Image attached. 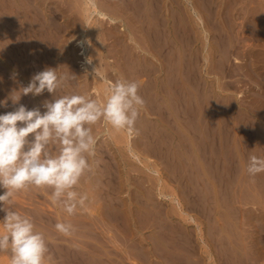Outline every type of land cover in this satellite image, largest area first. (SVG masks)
Returning <instances> with one entry per match:
<instances>
[{
    "label": "rangeland",
    "instance_id": "obj_1",
    "mask_svg": "<svg viewBox=\"0 0 264 264\" xmlns=\"http://www.w3.org/2000/svg\"><path fill=\"white\" fill-rule=\"evenodd\" d=\"M52 1L53 4L50 6H55V1L58 4L60 2L59 5L63 8L64 13L57 12L60 14L57 15L58 18L54 23V28L57 31H53L59 32L55 34L56 37H52L51 46L54 49L49 46L51 48L48 53H50L47 54L48 56L46 55V58L41 59L43 61L41 64L45 66L42 65L44 68L54 67L59 72L65 69L63 73L76 74L77 78L71 81L72 84L70 81L68 82L69 87L66 85L61 88L62 95H69L71 90V94L90 96L103 103L106 94L101 93L103 92L102 86H100L103 81L102 76L110 82L124 78L139 84L138 94L145 103L137 120V131L132 133L131 139L128 141L129 147H127L126 139L124 137L122 139L121 133L112 129L104 121L101 120L95 125H91L93 135L97 140L95 155L89 157L93 172L86 173L87 175L81 178L80 183L74 189L78 193L80 192L79 194H86L88 197L84 208H77L76 215H69L62 205L53 203L52 189L48 187L29 186L21 193L16 194L14 210L19 211L22 215H28V217L33 215L30 218L37 221L36 230L43 233L45 237L49 249L45 264H98L99 262H101L99 264H176V262L177 264L181 262V264H264V172L255 177H251L247 173L248 161L252 155L264 157V0H156V2L154 0H150V2L149 0L147 2L146 0L144 2L143 0H141L142 2H139L140 0H123L119 4L121 7L123 3L131 2L130 4L126 3V8L123 6L125 10L123 7L122 10L120 7L112 8L116 12L111 8L109 11L107 10L108 13L117 14L118 17L125 12L120 20H117V26H115L117 29L106 27L107 25L100 26L97 22L90 23L92 27L102 32L101 36L108 38L96 39L91 35L88 41L90 45H88L86 54L93 53V55L91 54L93 57L101 49L100 61L98 64L96 63L95 67L102 72L97 71L99 73L96 78H93L91 74L92 69H82L81 56L79 55L81 51L80 47L76 45L85 32L82 12L79 10L81 0ZM98 1L100 5L103 4V0ZM143 3H146L145 6ZM43 4L40 5L42 12L43 6H45ZM71 11L72 13L77 11L73 17L74 20L67 21L66 15H69ZM145 11L152 12V14L146 15ZM127 13L131 14L130 16H133L132 13L135 15L129 17ZM140 18L143 19L139 20ZM146 18H148V23ZM125 20L129 22L126 23ZM139 21L143 23L139 24L140 29ZM150 21H155V23ZM121 27H125V33L119 31ZM159 28L160 30H157ZM153 30L156 34L160 31L161 35L160 33L155 35ZM108 31L109 33H107ZM112 32L113 38L112 35H109ZM119 33L123 38L122 42L114 40ZM1 39L0 37V54H2L0 57V68H2L0 70V100H5L12 91H14V95H19L15 91L27 86L31 76L26 69L23 70L24 58H20L19 54L14 55L7 52L2 44L3 39ZM150 40L154 42V45ZM157 41H160L158 47H156ZM151 45L156 47L157 53L158 49L165 52L159 50V53L162 52L157 55ZM98 48L99 50H97ZM130 48L132 51L129 50ZM170 52L173 54L171 55ZM120 56L125 58L121 59ZM153 57L155 58L153 59ZM94 58L97 60L96 57H93L92 63H94ZM131 59H134L135 62L133 63ZM145 60H147L146 63ZM49 61H51V65ZM124 62L129 66L127 65V67ZM131 64H133L132 67ZM3 69L4 71H2ZM137 70H139L138 73ZM181 77L184 78L181 79ZM4 78L5 80H3ZM99 78L101 81H98ZM75 84L76 86H73ZM16 85L18 86L16 87ZM156 85L158 86L156 87ZM170 87L174 88L173 91ZM94 88L99 90L95 92ZM75 90L78 92H74ZM46 93L48 92L45 91L39 97L31 94L22 96L19 104L26 106L29 110L35 107L42 108L39 104L43 105L45 102L43 98L46 95L49 99L53 98L52 94ZM56 96L59 97L57 94ZM10 101L8 99V107H0V114L14 110V106L17 107ZM40 110L43 113L45 109ZM127 148L131 149L138 158H134ZM3 191L4 189H0V194H3ZM89 192L93 193L89 194ZM34 205L38 208H35ZM29 206L30 208H28ZM96 206L99 211L96 210ZM43 207L49 208L47 209L49 212ZM59 207L62 208L59 209ZM42 208L45 210L39 211ZM91 212L93 213L91 214ZM4 216L5 213L0 211V233L3 232L2 220ZM83 217L89 223L82 219ZM59 221L74 225V232L70 235L59 233L55 229V224ZM81 225L83 230L79 227ZM86 225L92 226L91 229L86 228ZM87 230L88 233H86ZM78 231L80 235L77 234ZM250 234H255V237ZM88 242L89 245H87ZM192 248H195L196 252L191 251ZM92 249L97 251L93 252ZM100 251L102 252L100 253ZM140 253L141 255H139ZM252 253H258L262 258L254 262L251 258L253 257ZM124 255L128 256V259ZM188 255L192 257L188 258ZM247 255L250 257L248 258ZM122 256L124 257L122 258ZM243 257L246 259L243 260ZM249 261L251 262L249 263ZM0 264H11L10 254L0 253Z\"/></svg>",
    "mask_w": 264,
    "mask_h": 264
},
{
    "label": "clouds",
    "instance_id": "obj_2",
    "mask_svg": "<svg viewBox=\"0 0 264 264\" xmlns=\"http://www.w3.org/2000/svg\"><path fill=\"white\" fill-rule=\"evenodd\" d=\"M91 64V60H88ZM89 75V73L85 72ZM93 78L98 76L97 67ZM77 77L48 67L34 74L27 86L14 91L0 107H8V99L18 105L22 96L53 95L31 110L19 104L13 111L0 114V211L5 213L0 233V253L10 254L11 264H45L48 246L43 233L36 230L30 217L14 210V197L29 186L52 189V201L69 214L83 207L88 197L75 187L92 171L89 157L95 155L97 143L91 125L104 121L114 130L136 132V122L144 106L138 94L139 84L127 79L112 82L103 103L90 96L71 94L57 97L59 89ZM264 172V157L252 155L247 165L251 177ZM7 206V207H6ZM55 229L70 235V223L58 222Z\"/></svg>",
    "mask_w": 264,
    "mask_h": 264
},
{
    "label": "bare ground",
    "instance_id": "obj_3",
    "mask_svg": "<svg viewBox=\"0 0 264 264\" xmlns=\"http://www.w3.org/2000/svg\"><path fill=\"white\" fill-rule=\"evenodd\" d=\"M59 1V0H58ZM76 1V0H75ZM102 1V0H101ZM145 0H143V2H144ZM153 1V0H152ZM155 2H156V0H154ZM243 1V0H242ZM123 2V0H103V4L102 5H100V3H99V1L98 0H81V3H80V5H79V10H81V12H82V17H83V26H84V29H85V32H83V34H82V37L77 41V44L76 45H78L79 47H80V56H81V66H82V69L83 70H93L94 68H96L95 67V65H96V63L98 64V62L100 61V52H101V49L99 50V48L97 49V50H99V51H97V53H96V51H95V53H96V56L94 55L93 57H96V59L97 60H95V58H94V63H92L93 62V57H92V55H93V53H90L89 51V53H87L86 54V52H87V50H88V45H90V44H88V41H89V39H90V37H91V35H93L96 39H100L101 37L102 38H104V39H108V38H105V37H103V36H101V34H102V32H99L100 30L98 29V30H96L94 27H92L91 25H90V23L91 22H97V23H99V25L101 26V25H107L106 27H110V28H115V29H117V27H115V26H117V20H120V17L122 16V15H124V13L123 14H121V16L119 15V17H118V15L116 14V15H114L113 14V12L112 13H108L107 12V10L109 11V9L111 8H116V7H120V9L122 10V7L124 6H126V3H128L129 1H125L126 3L123 5L122 4V7L119 5V4H121ZM139 2H142L141 0L139 1ZM146 2H147V0H146ZM149 2H150V0H149ZM212 2V1H211ZM41 3H44L45 4V6H43V12H42V10H41V8H40V5H41ZM73 4H74V2H72ZM102 3V2H101ZM131 3V2H130ZM130 3H128V4H130ZM135 3H136V1H135ZM43 4V5H44ZM50 4H53V1L52 0H0V37L3 39V42H2V44H3V47H4V49L7 51V52H10V53H13L14 55H20V58H24V61H23V64H24V66H23V64H22V66H23V70L25 71V69H26V71H28L29 72V74H30V76L32 77L34 74H36V73H38V72H40V71H43V70H45L46 68H44L45 66L43 65V64H41V62H43L41 59H44V58H46V55L48 54L49 55V53H48V51L50 50V48L51 49H54L53 48V46H51L52 45V37H56L55 36V34L56 33H58V32H54L53 30H55V31H57V29L56 28H54L55 27V25H54V23H55V20L58 18V14H57V12L59 11V12H61V13H64V11H63V8L59 5L60 4V2H59V4H58V2L57 1H55L54 2V5L55 6H50ZM72 4V5H73ZM140 4V3H139ZM144 4V6H145V4L146 3H143ZM207 4V3H206ZM209 4V3H208ZM244 4V3H243ZM246 4V3H245ZM131 5H133V4H131ZM138 5V4H137ZM142 5V4H141ZM140 5V6H141ZM148 5H149V3H148ZM152 5V4H151ZM154 5V4H153ZM156 5V4H155ZM76 6V5H75ZM140 6H138V7H140ZM143 6V7H144ZM123 7V8H124ZM129 7V6H128ZM143 7H141V8H143ZM151 7V6H150ZM208 7V6H207ZM126 8V7H125ZM125 8H124V10H125ZM130 8V7H129ZM132 8V7H131ZM153 8V7H152ZM230 8V7H229ZM71 9V8H70ZM112 9V10H113ZM119 9V10H120ZM133 9V8H132ZM136 9V8H135ZM145 9V8H144ZM151 9V8H150ZM160 9V8H159ZM74 10V9H73ZM111 10V11H112ZM129 10V9H128ZM146 10H149V9H146ZM152 10H154V9H152ZM156 10V9H155ZM162 10V9H161ZM209 10V9H208ZM114 11V10H113ZM127 11V10H126ZM138 11H140V10H138ZM77 12V11H76ZM75 12V13H76ZM114 12H116V11H114ZM120 12V11H119ZM128 12V11H127ZM135 12V11H134ZM147 12H149V11H147ZM146 11H145V13H147ZM245 12V11H244ZM75 13H72V11L70 12V14L69 15H66V17L68 18L67 19V21H69L70 19H73V17H74V14ZM130 13H131V11H130ZM136 13V12H135ZM252 13V12H251ZM120 14V13H119ZM128 14V13H127ZM139 14V13H138ZM138 14H136L137 16H138ZM148 14H152V12L151 13H147L146 15H148ZM160 14V13H159ZM163 14V13H162ZM225 14V13H224ZM60 15V14H59ZM131 14H128L127 16H129V17H134V15L135 14H133L132 13V15L133 16H130ZM140 15V14H139ZM155 15V14H154ZM137 16H135V17H137ZM125 17H126V15H125ZM140 17H142L141 15H140ZM145 17H147V16H145ZM150 17V16H149ZM123 18H124V16H123ZM156 18V17H155ZM122 19V18H121ZM135 19V18H134ZM143 19V18H142ZM141 18L139 19V20H142ZM147 19V23H148V18H146ZM157 19V18H156ZM224 19H226V18H224ZM74 20V19H73ZM136 20V19H135ZM150 20H153L152 18H150ZM158 20H160V19H158ZM123 21V20H122ZM126 21V20H125ZM124 21V22H125ZM131 21H133L132 19H131ZM137 21V20H136ZM144 21V20H143ZM157 21V20H156ZM250 21V20H249ZM129 22V21H128ZM127 21H126V23H128ZM140 22V21H139ZM150 22H152V21H150ZM154 23H155V21H153ZM152 22V23H153ZM160 22H162V21H160ZM223 22V21H222ZM125 23V24H126ZM137 23V22H136ZM69 24V23H68ZM72 24V23H71ZM123 24V23H122ZM139 24H143L142 22H140V23H138V26H139ZM162 24V23H161ZM160 24V25H161ZM164 24V23H163ZM176 24V23H175ZM99 25H98V27H99ZM124 25V24H123ZM127 25V24H126ZM149 25V24H148ZM155 25H157V24H155ZM218 25V24H217ZM94 26V25H93ZM96 27H97V24L95 25ZM125 26V25H124ZM127 26H129V24L127 25ZM135 26V25H134ZM228 26V25H227ZM141 27L143 28V26L141 25ZM162 27H163V25H162ZM104 28H105V26H104ZM130 28H132V27H130ZM129 28V29H130ZM136 28V27H135ZM141 28V29H142ZM150 28V27H149ZM155 28H157L156 26H155ZM163 28H165V27H163ZM60 29V28H59ZM101 29V28H100ZM107 29V28H106ZM133 29V28H132ZM139 29H140V26H139ZM145 29V28H144ZM151 29V28H150ZM149 29V30H150ZM153 29V28H152ZM181 29V28H180ZM102 30V29H101ZM103 30H105V29H103ZM112 30V29H111ZM127 30V29H126ZM134 30V29H133ZM143 30V29H142ZM157 30H160V28L159 29H157ZM110 31V30H109ZM109 31L107 32V33H109ZM120 32H122V33H125V27H121L120 28V30H119ZM129 31V30H128ZM128 31H126V32H128ZM136 31V30H135ZM144 31V30H143ZM147 31H148V28H147ZM162 31V30H161ZM171 31V30H170ZM177 31V30H176ZM180 31V30H179ZM182 31V30H181ZM104 32V31H103ZM111 32V31H110ZM150 32V31H149ZM153 32H154V30H153ZM105 33V32H104ZM116 33H117V31H116ZM131 33V32H130ZM129 33V34H130ZM151 33V32H150ZM158 33H160V31L159 32H157V34ZM183 33V32H182ZM154 34L155 35H157L155 32H154ZM164 34V33H163ZM179 34V33H178ZM222 34V33H221ZM103 35V34H102ZM106 35V37H107V34H105ZM109 35H112V38L114 37L113 35V32H112V34H109ZM131 35H133V34H131ZM151 35H153V34H151ZM159 35V34H158ZM160 35H161V33H160ZM167 35V34H166ZM171 35V34H170ZM125 36V35H124ZM134 36V35H133ZM169 36V35H168ZM151 37V36H150ZM153 37H154V35H153ZM162 37H164V35H162ZM161 37V38H162ZM185 37V36H184ZM125 38V37H124ZM126 38H127V36H126ZM132 38V37H131ZM134 38V37H133ZM132 38V39H133ZM137 38V37H136ZM156 38V37H155ZM180 38V37H179ZM1 39V40H2ZM57 39V38H56ZM103 39V40H104ZM147 40H148V38H146ZM145 39V40H146ZM154 39V38H153ZM157 39H158V36H157ZM163 39V38H162ZM102 40V39H101ZM102 40V41H103ZM115 41H123V38L121 37V34L119 33V34H117L116 35V37H115V39H114ZM129 40V39H128ZM127 40V41H128ZM146 40V41H147ZM156 40V39H155ZM167 40H168V37H167ZM130 41V40H129ZM149 41V40H148ZM151 41V43H153V45H154V42H152V40H150ZM194 41V40H193ZM61 42V41H60ZM125 42V41H124ZM158 42V41H157ZM160 42V41H159ZM158 42V45L156 46V47H158V46H160L159 43ZM162 42V41H161ZM164 42V41H163ZM232 42V41H231ZM113 43H115V42H113ZM117 43V42H116ZM128 43V42H127ZM148 43V42H147ZM150 43V44H151ZM187 43V42H186ZM1 44V43H0ZM109 44V43H108ZM126 44V43H125ZM133 44H134V42H133ZM163 44V43H162ZM185 44V43H184ZM55 45V44H54ZM103 45V44H102ZM118 45H121V44H118ZM148 45H149V43H148ZM147 45V46H148ZM153 45H151V46H153ZM165 45V44H164ZM49 46H51V47H49ZM124 46V45H123ZM174 46V45H173ZM3 47H2V49H3ZM130 47V46H129ZM128 47V48H129ZM138 47H140V46H138ZM150 47V46H149ZM149 47H148V49H149ZM156 47L154 48V46H153V49H155L156 50V53H157V49H156ZM162 47H164V46H162ZM183 47V46H182ZM143 48H145V47H143ZM160 48V47H159ZM169 48H171V47H169ZM186 48V47H185ZM222 48V47H221ZM89 49H91V48H89ZM132 48H130L129 50H131ZM146 49V48H145ZM166 49V48H165ZM164 49V50H165ZM4 50V51H5ZM93 50V49H92ZM121 50V49H120ZM137 50H140V49H137ZM136 50V51H137ZM142 50H144V49H142ZM147 50V49H146ZM159 50H162V49H158V53H157V55L158 54H160L162 51H160V53H159ZM52 51V50H51ZM94 51V50H93ZM132 51V50H131ZM131 51H129V52H131ZM169 51V50H168ZM171 51V50H170ZM173 51V50H172ZM185 51H187V50H185ZM7 52H5V53H7ZM142 52V51H141ZM147 52H148V50H147ZM165 51H163V53H164ZM9 53V54H10ZM53 53H54V51H53ZM94 53V54H95ZM128 53V52H127ZM150 53V52H149ZM148 53V54H149ZM153 53V52H152ZM169 53V52H168ZM9 54H6V55H9ZM92 54V55H91ZM133 54V56L135 55L134 54V52L132 53ZM170 54H171V52H170ZM172 54H173V52H172ZM171 54V55H172ZM1 55L2 54H0V57H1ZM47 55V56H48ZM88 55V56H87ZM146 55V54H145ZM150 55H151V53H150ZM154 55V54H153ZM182 55V54H181ZM185 55V54H184ZM5 56V55H4ZM11 56H12V54H11ZM53 56V55H52ZM125 56V55H124ZM127 56V55H126ZM131 56V55H130ZM9 57V56H8ZM49 57H51V56H49ZM99 57V58H98ZM143 57V56H142ZM159 57H160V55H159ZM167 57V56H166ZM171 57V56H170ZM11 58V57H10ZM120 58H121V56H120ZM123 58V57H122ZM121 58V59H122ZM125 58V57H124ZM123 58V59H124ZM127 58H128V56H127ZM129 58H131V57H129ZM138 58V57H137ZM140 58V57H139ZM144 58V57H143ZM155 57H153V59H154ZM4 59V58H3ZM5 59H6V57H5ZM19 59V58H18ZM151 59V58H150ZM152 59V60H153ZM171 59V58H170ZM191 59V58H190ZM2 60V59H1ZM14 60V59H13ZM21 60V59H20ZM23 60V59H22ZM47 60V59H46ZM88 60H91V64H89L88 63ZM131 60H133V63L135 62L134 61V59H131ZM130 60V61H131ZM138 60V59H137ZM155 60H157V59H155ZM159 60V59H158ZM169 60V59H168ZM176 60V59H175ZM15 61V60H14ZM122 61V60H121ZM124 61V60H123ZM127 61V60H126ZM140 61V60H139ZM146 61L147 60H145V63H146ZM148 61H150V60H148ZM154 61V60H153ZM163 61H165V60H163ZM7 62V61H6ZM12 62V61H11ZM22 62V61H21ZM51 61H49V63H50ZM61 62V61H60ZM129 62V61H128ZM137 62V61H136ZM152 62V61H151ZM4 63V62H3ZM8 63V62H7ZM16 63V62H15ZM19 63V62H18ZM45 63V62H44ZM48 63V62H47ZM48 63V64H49ZM132 63V62H131ZM139 63V62H138ZM137 63V64H138ZM149 63V62H148ZM165 63H166V61H165ZM46 64V63H45ZM124 64H125V62H124ZM130 64V63H129ZM139 64H141V63H139ZM139 64H138V66H139ZM170 64V63H169ZM177 64V63H176ZM186 64H187V62H186ZM44 67H43V66ZM50 65H51V63H50ZM49 65V66H50ZM126 65V64H125ZM128 65V64H127ZM126 65V66H127ZM144 65V64H143ZM143 65H142V67H143ZM148 65V64H147ZM166 65V64H165ZM178 65V64H177ZM13 66V65H12ZM21 66V67H22ZM54 66V65H53ZM52 66V67H53ZM69 66V65H68ZM67 66V67H68ZM97 66V65H96ZM129 66V65H128ZM127 66V67H128ZM131 67L133 66V64H131L130 65ZM145 66V65H144ZM167 66V65H166ZM188 66V65H187ZM19 67V66H18ZM62 67H66V66H62ZM102 67V66H101ZM123 67V66H122ZM146 67V66H145ZM151 67V66H150ZM153 67V66H152ZM156 67V66H155ZM169 67V66H168ZM167 67V68H168ZM170 67H172V66H170ZM176 67V66H175ZM174 67V68H175ZM10 68V67H9ZM54 68V67H53ZM81 68V67H80ZM100 68V67H99ZM104 68V67H103ZM148 68H149V66H148ZM187 68V67H186ZM2 68H0V70H1ZM21 69V70H22ZM127 69V68H126ZM141 69V68H140ZM166 69V68H165ZM172 69V68H171ZM179 69V68H178ZM222 69V68H221ZM11 70V69H10ZM20 70V69H19ZM65 70V69H64ZM63 70V71H64ZM70 70V69H69ZM82 70V71H83ZM113 70V69H112ZM136 70V69H135ZM167 70V69H166ZM2 71H4V69L2 70ZM13 71V70H12ZM63 71L62 72H60V73H63ZM97 71H101V70H97ZM133 71V70H132ZM138 71L139 70H137V73H138ZM146 71V70H145ZM152 71V70H151ZM150 71V72H151ZM156 71V70H155ZM168 71H169V69H168ZM178 71V70H177ZM23 72V71H22ZM21 72V73H22ZM27 72V73H28ZM65 72V71H64ZM68 72V71H67ZM84 72V71H83ZM102 72V71H101ZM147 72V71H146ZM6 73V72H5ZM13 73H14V71H13ZM25 73V72H24ZM23 73V74H24ZM99 73V72H98ZM181 73V72H180ZM101 74V73H100ZM134 74V73H133ZM154 75H155V73H153ZM171 74H172V72H171ZM170 74V75H171ZM1 75V74H0ZM6 75H7V73H6ZM76 75V74H75ZM103 75V74H102ZM106 75V74H105ZM123 75H125V74H123ZM128 75V74H127ZM126 75V76H127ZM131 75V74H130ZM144 75V74H143ZM183 75V74H182ZM23 76V75H22ZM4 77V76H3ZM2 77V78H3ZM8 77V76H7ZM17 77V76H16ZM20 77V76H19ZM27 77V76H26ZM25 77V78H26ZM146 77V76H145ZM148 78L150 77V76H147ZM180 77V76H179ZM195 77V76H194ZM6 78V77H5ZM5 78L3 79V80H5ZM22 80H23V78L22 77H20ZM121 78V77H120ZM141 78H142V76H141ZM151 78V77H150ZM170 78H171V76H170ZM182 78H184V77H181V79ZM15 79V78H14ZM124 79V78H123ZM128 79H129V77H128ZM134 80H135V78H133ZM180 79V80H181ZM8 81H9V79H7ZM12 80V79H11ZM102 83L100 84V86H102V91L103 92H101V93H104V94H106V91H107V89H108V87H109V85L112 83V82H110L106 77H103L102 76ZM148 80H150V79H148ZM171 80V79H170ZM90 81V80H89ZM98 81H101L100 80V78H99V80ZM97 81V82H98ZM151 81H152V79H151ZM171 81H173V80H171ZM192 81V80H191ZM190 81V82H191ZM3 82V81H2ZM13 82V81H12ZM15 82H17V81H15ZM28 82V81H27ZM97 82H96V84H97ZM150 82V81H149ZM183 82V81H182ZM194 82V81H193ZM70 83L72 84V82L70 81ZM151 83V82H150ZM171 83V82H170ZM169 83V84H170ZM16 84V83H15ZM24 84H25V82H24ZM24 84H23V86H24ZM141 84V83H140ZM168 84V85H169ZM183 84V83H182ZM147 85V84H146ZM154 85V84H153ZM162 85V84H161ZM171 85V84H170ZM18 85H16V87H17ZM68 87H69V85H67ZM71 86V85H70ZM73 86H76V84L75 85H73ZM72 86V87H73ZM98 86V85H97ZM158 85H156V87H157ZM15 87V86H14ZM21 87V86H20ZM71 87V89H73ZM7 88V87H6ZM11 88H12V86H11ZM64 88V87H63ZM171 88V87H170ZM4 89V88H3ZM8 89V88H7ZM9 89H10V87H9ZM17 89V88H16ZM20 89V88H19ZM18 89V90H19ZM140 89V88H139ZM144 89V88H143ZM148 89V88H147ZM172 89V91H173V89L174 88H171ZM171 89H169V90H171ZM198 89V88H197ZM79 90V89H78ZM78 90L76 91H74V92H78ZM95 92H97L99 89H93ZM148 90H150V89H148ZM177 90V89H176ZM175 90V91H176ZM187 90V89H186ZM5 91V90H4ZM17 91V90H16ZM66 91V90H65ZM68 91H69V88H68ZM146 90H144V92H145ZM150 91H152V90H150ZM196 91V90H195ZM2 92V91H1ZM7 92V91H6ZM10 92H11V90H10ZM9 92V93H10ZM13 92V91H12ZM70 92H71V90H70ZM69 92V95L71 94ZM73 92V91H72ZM94 92V93H95ZM147 92V91H146ZM178 92V91H177ZM183 92V91H182ZM68 93V92H67ZM93 93V92H92ZM99 93V92H98ZM100 93V94H101ZM3 94V93H2ZM6 94V93H5ZM4 94V95H5ZM44 94V93H43ZM46 94H50V93H46ZM58 96H62V94H63V90H61V89H59L58 91H57V93H56ZM158 94V93H157ZM183 94V93H182ZM1 95V94H0ZM8 95V94H7ZM65 95V94H64ZM67 95V94H66ZM149 95V94H148ZM177 95V94H176ZM192 95V94H191ZM200 95V94H199ZM42 96V95H41ZM47 96V95H46ZM42 97L43 98V100H45V101H49L50 99H53V98H50L49 99V97L47 96V97ZM50 96V95H49ZM145 96H146V94H145ZM180 96V95H179ZM183 96H184V94H183ZM183 96H182V98H183ZM33 97V96H32ZM35 97H37V96H35ZM34 97V98H35ZM39 97V96H38ZM240 97V96H239ZM1 98V97H0ZM24 98V97H23ZM181 98V97H180ZM181 98V99H182ZM206 98V97H205ZM6 99V98H5ZM27 99V98H26ZM37 99V98H36ZM39 100V99H38ZM42 100V101H43ZM24 102H25V100H23ZM31 101V100H30ZM51 101V100H50ZM153 101H155V100H153ZM188 101V100H187ZM11 102V101H10ZM32 102V101H31ZM41 102V101H40ZM35 103H36V100H35ZM38 103V102H37ZM27 104V103H26ZM30 104V103H29ZM41 104V103H40ZM39 104V106L41 107L42 105H40ZM208 104V103H207ZM28 105V104H27ZM31 105H33V104H31ZM183 105V104H182ZM181 105V106H182ZM35 106V105H34ZM180 106V107H181ZM13 107V106H12ZM14 107H16V106H14ZM17 107H18V105H17ZM154 107V106H153ZM10 108V107H9ZM32 108V107H31ZM43 108V107H42ZM42 108H40V109H42ZM159 108V107H158ZM158 108H157V110H158ZM44 109V108H43ZM187 109V108H186ZM9 110V109H8ZM177 110V109H176ZM12 111H13V109H12ZM45 111V110H44ZM43 111V112H44ZM159 111V110H158ZM175 111V110H174ZM180 111V110H179ZM163 112V111H162ZM3 113H4V111H3ZM157 113H159V112H157ZM181 113V112H180ZM187 113V112H186ZM141 114V113H140ZM153 114V113H152ZM167 114V113H166ZM194 114V113H193ZM168 115V114H167ZM186 115V114H185ZM242 115V114H241ZM159 116V115H158ZM170 118V117H169ZM214 118V117H213ZM250 118V117H249ZM179 119V118H178ZM182 119V118H181ZM201 120V119H200ZM242 120V119H241ZM144 121H145V119H144ZM213 121V120H212ZM247 121V120H246ZM138 122V121H137ZM137 122H136V124H137ZM140 122V121H139ZM241 122V121H240ZM164 123V122H163ZM244 123V122H243ZM250 123V122H249ZM166 124V123H165ZM138 125H139V123H138ZM150 125V124H149ZM143 127H144V125H142ZM206 126V125H205ZM239 126V125H238ZM140 127V126H139ZM147 127V126H146ZM241 127V126H240ZM245 127V126H244ZM191 128V127H190ZM216 129V128H215ZM239 129V128H238ZM186 130V129H185ZM93 131V130H92ZM148 131V130H147ZM192 131V130H191ZM248 131V130H247ZM101 132V131H100ZM119 132L121 133V136H122V139H123V137L126 139V142H127V147H129V140L131 139V135H132V133L130 134L128 131H126V130H119ZM242 132V131H241ZM136 133V132H135ZM243 134H244V132H243ZM247 134H248V132H247ZM96 135V134H95ZM103 136V135H102ZM106 136V135H105ZM117 136V135H116ZM119 136V135H118ZM191 136V135H190ZM104 137V136H103ZM100 138V137H99ZM250 138V137H249ZM166 140V139H165ZM168 141V140H167ZM245 141V140H244ZM243 142V141H242ZM102 143V142H101ZM115 143V142H114ZM144 144V143H143ZM218 144V143H217ZM126 146V145H125ZM240 147V146H239ZM184 148V147H183ZM128 149V148H127ZM248 149V148H247ZM129 150V153H131V155L134 157V158H138L135 154H133L132 153V150L131 149H128ZM103 151V150H102ZM212 151V150H211ZM238 151H239V149H238ZM97 152V151H96ZM99 152V151H98ZM167 152V151H166ZM246 152V151H245ZM101 153V152H100ZM205 153V152H204ZM104 154V153H103ZM106 156V155H105ZM245 156V155H244ZM95 157H97V156H95ZM231 159V158H230ZM103 161V160H102ZM238 162V161H237ZM103 164V163H102ZM104 165V164H103ZM112 165V164H111ZM102 166V165H101ZM107 166V165H106ZM108 167V166H107ZM106 167V168H107ZM233 167V166H232ZM244 167V166H243ZM99 168V167H98ZM220 169H221V167H220ZM103 170V169H102ZM107 170H110V169H107ZM93 172V171H92ZM102 172V171H101ZM104 172H105V170H104ZM109 172V171H108ZM106 173H107V171H106ZM156 173V172H155ZM212 173V172H211ZM88 174H90V173H88ZM109 174V173H108ZM85 175H87V174H85ZM233 175V174H232ZM89 176V175H88ZM94 176H95V174H94ZM84 177V176H83ZM99 178V177H98ZM251 178V177H250ZM100 179V178H99ZM85 180H86V178H85ZM87 180H89V179H87ZM90 182V181H89ZM95 182V181H94ZM98 182V181H97ZM107 182H109V181H107ZM219 184V183H218ZM101 185H103L102 183H101ZM260 186V185H259ZM258 186V187H259ZM89 187V186H88ZM87 187V188H88ZM91 187V186H90ZM102 187H104V186H102ZM111 187V186H110ZM86 188V187H85ZM97 188V187H96ZM30 189V188H29ZM36 189V188H35ZM111 189V188H110ZM113 189V188H112ZM40 190V189H39ZM50 190V189H49ZM48 190V191H49ZM89 190V189H88ZM93 190V189H92ZM104 190V189H103ZM103 190H102V192H103ZM247 190V189H246ZM24 191V190H23ZM35 191V190H34ZM51 191V190H50ZM86 191H87V189H86ZM97 191V190H96ZM98 191H100V190H98ZM97 191V192H98ZM219 191V190H218ZM29 192V191H28ZM97 192H96V194H97ZM105 192V191H104ZM21 193V192H20ZM25 193H27V192H25ZM25 193H23L24 195H27V194H25ZM80 193V192H79ZM90 193H93V192H89V194ZM115 193H117V194H119L118 192H116L115 191ZM102 194V193H101ZM106 194V193H105ZM104 194V195H105ZM28 195H30V194H28ZM115 195V194H114ZM161 195V194H160ZM222 195V194H221ZM35 196V195H34ZM99 196V195H98ZM97 196V197H98ZM111 196V195H110ZM117 196V195H116ZM17 196H15L14 198H16ZM20 197V196H19ZM18 197V198H19ZM94 197V196H93ZM92 197V198H93ZM100 197V196H99ZM103 197V196H102ZM112 197V196H111ZM247 197V196H246ZM106 198V197H105ZM108 198V197H107ZM17 199V198H16ZM100 199V198H99ZM110 199V198H109ZM107 200V199H106ZM118 200V199H117ZM114 201H115V199H114ZM120 201H121V199H120ZM136 200H134V202H135ZM137 201H138V199H137ZM136 201V202H137ZM223 201H224V199H223ZM18 202V201H17ZM29 202V201H28ZM93 202H94V199H93ZM105 202V201H104ZM115 202H117V201H115ZM133 202V201H132ZM15 203V202H14ZM32 203V202H31ZM86 203V202H85ZM242 203V202H241ZM246 203V202H245ZM29 204V203H28ZM111 204V203H110ZM121 204V203H120ZM140 204V203H139ZM257 204V203H256ZM32 205V204H31ZM47 205V204H46ZM60 205V204H59ZM90 205V204H89ZM118 205V204H117ZM243 205V204H242ZM246 205V204H245ZM263 205V204H262ZM87 206V205H86ZM115 206V205H114ZM119 206V205H118ZM240 206V205H239ZM32 207V206H31ZM34 207L36 208L37 206H35L34 205ZM94 207V206H93ZM105 207H107V206H105ZM15 208V207H14ZM26 208V207H25ZM28 208H30V206L28 207ZM38 208V207H37ZM40 208V207H39ZM43 208H46V211H47V209H49V208H47V207H43ZM42 208V210H39V211H43V210H45V209H43ZM60 208H62V207H59V209ZM82 208H84V207H82ZM88 208V207H87ZM90 208V207H89ZM96 208H97V206H96ZM112 208V207H111ZM130 208V207H129ZM31 209H33V208H31ZM41 209V208H40ZM94 209V208H93ZM105 209V208H104ZM133 209V208H132ZM147 209V208H146ZM18 210V209H17ZM22 210V209H21ZM33 210H36V209H33ZM32 210V211H33ZM58 210V209H57ZM82 210H84V209H82ZM86 210V209H85ZM88 210H90V209H88ZM87 210V211H88ZM96 210H98V208L96 209ZM120 210H121V207H120ZM131 210V209H130ZM38 211V210H37ZM38 211V212H39ZM86 211V212H87ZM93 212H94V210H92ZM99 211V210H98ZM19 212V211H18ZM35 213H36V211H34ZM47 212H49V211H47ZM63 212H65L64 210H63ZM93 212H91V214L93 213ZM106 212V211H105ZM104 212V213H105ZM151 212V211H150ZM231 212V211H230ZM236 212V211H235ZM78 213V212H77ZM107 213V212H106ZM110 213V212H109ZM25 214V213H24ZM38 214V213H37ZM41 214V213H40ZM43 214H44V212H43ZM46 215H47V213H45ZM52 214V213H51ZM61 214V213H60ZM100 214V213H99ZM111 214V213H110ZM76 215V214H75ZM236 215V214H235ZM28 216V215H27ZM32 217H33V215H31ZM30 216V217H31ZM40 216V215H39ZM43 216V215H42ZM58 216V215H57ZM62 216V215H61ZM78 216V215H77ZM86 216V215H85ZM94 216V215H93ZM112 216V215H111ZM110 216V217H111ZM120 216V215H119ZM234 216V215H233ZM237 216V215H236ZM246 216V215H245ZM31 217V218H32ZM45 217V216H44ZM66 217V216H65ZM69 217V216H68ZM71 217V216H70ZM76 217V216H75ZM87 217V216H86ZM248 217V216H247ZM35 218V217H34ZM39 219H40V217H38ZM78 218H79V216H78ZM107 218V217H106ZM255 218V217H254ZM37 219V218H36ZM51 219V218H50ZM69 219V218H68ZM76 219V218H75ZM74 219V220H75ZM82 219H84V217L82 218ZM88 219V218H87ZM90 219V218H89ZM92 219V218H91ZM190 219V218H189ZM256 219V218H255ZM38 220V219H37ZM43 220V219H42ZM59 220V219H58ZM60 220H62L63 221V219H60ZM71 220V219H70ZM74 220H72L73 221V223H74ZM84 220H86V219H84ZM123 220V219H122ZM236 220V219H235ZM243 220V219H242ZM251 220H252V218H251ZM257 220H258V218H257ZM262 220V219H261ZM261 220H260V222H261ZM33 221H34V219H33ZM39 221H41V220H39ZM44 221V220H43ZM76 221V220H75ZM87 222H88V220H86ZM121 221V220H120ZM127 221V220H126ZM126 221H124V222H126ZM254 221V220H253ZM35 222V221H34ZM37 222V221H36ZM36 222H35V224H36ZM60 222V221H59ZM67 222V221H66ZM92 222V221H91ZM111 222V221H110ZM118 222V221H117ZM62 223H64V222H62ZM81 223V222H80ZM89 223V222H88ZM95 223V222H94ZM94 223H92V224H94ZM119 223H121V222H119ZM75 224V223H74ZM91 224V223H90ZM117 224V223H116ZM156 224V223H155ZM39 225V224H38ZM43 225V224H42ZM77 225V224H76ZM79 225V224H78ZM77 225V226H78ZM83 225V224H82ZM82 225L81 226H79L80 228L82 227ZM96 225V224H95ZM97 225H99V224H97ZM102 225V224H101ZM122 225V224H121ZM260 225V224H259ZM74 226V225H73ZM76 226V227H77ZM94 226V225H93ZM111 226V225H110ZM85 227V226H84ZM90 227H92V226H90ZM90 227H88L87 225H86V228H90ZM96 227H98V226H96ZM106 227H108V226H106ZM118 227H120L119 225H118ZM239 227H240V225H239ZM257 227V226H256ZM79 228V229H80ZM86 228H84V229H86ZM94 228V227H93ZM99 228V227H98ZM109 229L111 228V227H108ZM114 228V227H113ZM237 228V227H236ZM78 229V228H77ZM91 229V228H90ZM95 229V228H94ZM103 229H104V227H103ZM112 229V228H111ZM166 229V228H165ZM254 229V228H253ZM256 229V228H255ZM81 230H83L82 228H81ZM108 230V229H107ZM215 230H217V229H215ZM225 230V229H224ZM227 230H229V229H227ZM232 230H234L233 228H232ZM245 230V229H244ZM258 230V229H257ZM260 230V229H259ZM44 231H45V229H44ZM54 231V230H53ZM95 231V230H94ZM111 231V230H110ZM226 231V230H225ZM242 231V230H241ZM74 232V231H73ZM72 232V233H73ZM84 232V231H83ZM86 232V231H85ZM91 232H92V230H91ZM99 232V231H98ZM107 232V231H106ZM207 232V231H206ZM244 232V231H243ZM258 232V231H257ZM56 233V232H55ZM76 233V232H75ZM80 232L78 231L77 232V234H79ZM82 233V232H81ZM86 233H88V230H87V232ZM96 233V232H95ZM94 233V234H95ZM229 233V232H228ZM231 233V232H230ZM241 233V232H240ZM245 233V232H244ZM247 233V232H246ZM260 233V232H259ZM76 234V235H77ZM97 234V233H96ZM234 234V233H233ZM80 235V234H79ZM78 235V236H79ZM172 235V234H171ZM231 235H232V233H231ZM248 235V234H247ZM251 235V234H250ZM255 235V234H254ZM254 235H251V236H254ZM85 236V238H86V236H87V234L86 235H84ZM83 236V237H84ZM93 236V235H92ZM99 236V235H98ZM105 236V235H104ZM245 236V235H244ZM243 236V237H244ZM257 236V235H256ZM261 236V235H260ZM264 236V235H263ZM103 237V236H102ZM101 237V238H102ZM237 237V236H236ZM255 237V236H254ZM262 237V236H261ZM62 238V237H61ZM90 238H91V235H90ZM93 238V237H92ZM110 238V237H109ZM109 238H107V239H109ZM240 238V237H239ZM63 239H65V238H63ZM78 239H80V238H78ZM96 239V238H95ZM104 239H105V237H104ZM103 239V240H104ZM237 239H238V237H237ZM250 239V238H249ZM75 240V239H74ZM81 240V239H80ZM85 240V239H84ZM94 240V239H93ZM165 240H167V239H165ZM210 240V239H209ZM230 240H233V239H230ZM70 241V240H69ZM88 241V240H87ZM90 241V240H89ZM95 241H97V239L95 240ZM105 241V240H104ZM180 241V240H179ZM254 241V240H253ZM257 241V240H256ZM93 242V241H92ZM112 242V241H111ZM260 242V241H259ZM70 243V242H69ZM81 243V242H80ZM97 243V242H96ZM116 243V242H115ZM122 243V242H121ZM258 243V242H257ZM73 244V243H72ZM74 244H75V242H74ZM98 244H100L99 242H98ZM113 244H114V242H113ZM113 244H112V246H113ZM255 244V243H254ZM82 245V244H81ZM80 245V246H81ZM83 245H84V243H83ZM86 245V244H85ZM87 245H89V242H88V244ZM261 245V244H260ZM136 246V245H135ZM86 247H88V246H86ZM137 247V246H136ZM135 247V248H136ZM194 247V246H193ZM80 248V247H79ZM91 248H93V247H91ZM263 248V247H262ZM120 249V248H119ZM140 249V248H139ZM191 249V248H190ZM189 249V250H190ZM193 249V248H192ZM195 249V248H194ZM191 250V251H195L196 252V249L195 250ZM91 250V249H90ZM102 250V249H101ZM104 250V249H103ZM138 250V249H137ZM245 250V249H244ZM247 250V249H246ZM245 250V251H246ZM92 251H93V249H92ZM97 251V250H96ZM96 251H93V252H96ZM118 251V250H117ZM123 251V250H122ZM139 251V250H138ZM198 251V250H197ZM81 252V251H80ZM88 252V251H87ZM102 251H100V253H101ZM105 252V251H104ZM186 252V251H185ZM190 252V251H189ZM195 252H194V255H195ZM99 253V254H100ZM107 253V252H106ZM105 253V254H106ZM117 253V252H116ZM182 253V252H181ZM83 254H85V253H83ZM83 254H81V255H83ZM89 254V253H88ZM189 254H191V253H189ZM197 254V253H196ZM244 254V253H243ZM243 254H242V256H243ZM78 255V254H77ZM139 255H141V253L139 254ZM187 255V254H186ZM192 255V254H191ZM252 255H253V257H251L252 258V260L254 261V262H256V261H258V260H260L261 258H262V256H260L258 253L256 254V253H252ZM53 256V255H52ZM100 256H102L101 254H100ZM125 256V255H124ZM124 256H122V258L124 257ZM133 256V255H132ZM150 256V255H149ZM189 256L190 255H188V258H189ZM198 256V255H197ZM95 257H96V255H95ZM126 257V256H125ZM128 257V256H127ZM126 257V258H127ZM143 257H144V255H143ZM190 257H192V256H190ZM247 257L249 258L250 256H248L247 255ZM101 258V257H100ZM115 258V257H114ZM130 258V257H129ZM187 258V257H186ZM239 258V257H238ZM244 258V257H243ZM103 259V258H102ZM117 259H119V258H117ZM128 259V258H127ZM130 259H132V258H130ZM163 259V258H162ZM175 259V258H174ZM177 259H179V258H177ZM195 259V258H194ZM246 258H244L243 260H245ZM120 260H121V257H120ZM119 260V261H120ZM124 260H125V258H124ZM145 260V259H144ZM191 260V259H190ZM242 260V259H241ZM94 261V260H93ZM101 261V260H100ZM104 261V260H103ZM122 261V260H121ZM120 261V262H121ZM197 261V260H196ZM123 262V261H122ZM121 262V263H122ZM181 262V261H180ZM185 262V261H184ZM189 262V261H188ZM198 262V261H197ZM208 262V261H207ZM239 262V261H238ZM245 262V261H244ZM251 261H249V263H250ZM99 263H101V262H99ZM98 263V264H99ZM167 263V262H166ZM182 263V262H181ZM180 263V264H181ZM190 263V262H189ZM196 263V262H195ZM103 264V263H102ZM174 264V263H173ZM176 264H177V262H176ZM179 264V263H178ZM198 264V263H197ZM235 264V263H234ZM245 264H247V263H245Z\"/></svg>",
    "mask_w": 264,
    "mask_h": 264
}]
</instances>
